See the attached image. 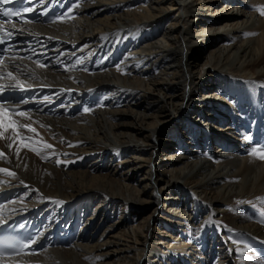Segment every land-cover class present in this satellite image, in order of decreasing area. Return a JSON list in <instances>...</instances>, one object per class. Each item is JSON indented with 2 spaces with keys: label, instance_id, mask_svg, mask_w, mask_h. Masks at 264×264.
Listing matches in <instances>:
<instances>
[{
  "label": "bare ground",
  "instance_id": "6f19581e",
  "mask_svg": "<svg viewBox=\"0 0 264 264\" xmlns=\"http://www.w3.org/2000/svg\"><path fill=\"white\" fill-rule=\"evenodd\" d=\"M76 4L62 21L24 26L36 58L5 64L47 94L13 117L36 130L19 129L39 155L0 138V168L16 173H0L15 189L0 218L39 210L79 229L67 247L20 260L264 264V159L250 155L264 133V0Z\"/></svg>",
  "mask_w": 264,
  "mask_h": 264
},
{
  "label": "snow or ice",
  "instance_id": "6c2138e0",
  "mask_svg": "<svg viewBox=\"0 0 264 264\" xmlns=\"http://www.w3.org/2000/svg\"><path fill=\"white\" fill-rule=\"evenodd\" d=\"M59 2V0H57V3ZM15 3V0H0V5H7V4H12ZM23 4H27V3H34L37 5V7L41 6V5H45L46 8V0H22ZM79 7V5L77 4H73V6L71 8H68L67 12L64 13V17L69 16V14H71L73 12V8H77ZM25 12H33L35 11L34 8L31 7H26L24 8ZM257 11L260 12L261 15H264V7H257ZM47 14V8L45 10V13ZM0 15H2L3 17H7L9 20H11L12 17H20L22 15V13L20 12H15L9 9H4L2 12H0ZM64 17H61V21L63 20ZM12 29H15V25H12ZM13 32L11 30H9L6 26L0 25V45H5L7 43V41L11 38ZM245 35H255L254 33H246ZM105 39L107 37H104ZM12 48V45H8L7 47H0V56H3L4 54H6L9 49ZM30 58V57H29ZM2 62V61H0ZM35 63L37 65V67L39 68H45L47 65L42 63L39 59L35 60ZM83 63L82 60L78 59L76 61V64H81ZM5 67H7V65H5ZM67 70V69H66ZM23 74V73H22ZM32 78H35V73L33 72L32 74ZM0 76H3L2 73H0ZM7 78H9V80H15V83H8L7 85H0V138H7L10 139L12 141V143H9L7 145V147L9 149H11L13 147V145L15 144L16 141H20L19 146L16 147V154L17 156H19L21 149L22 148H29L31 151L36 152L37 155H39V150L35 147H33L31 144L25 143L24 141H28L31 140V137L28 136H23L22 133L19 131V129H27L30 132H35L36 130L34 128H32L31 125L29 124H21L19 123L18 120L14 119V116H19V117H25L28 116V113L25 111H21L20 109V105L21 104H27L28 101L27 100H21L19 104H17L16 106H11L9 104V102L7 101V99L3 96V94L8 91V90H14V89H19L21 92L24 91H28L32 88L31 84H28L27 86H25V83L19 79H16V77L13 76V73L11 71L6 73ZM48 98L45 97V100H47ZM85 112H89L91 111V109L89 108H85L84 109ZM9 131L12 132V136L11 137H6V133H8ZM245 139H251L250 136H246ZM45 148H50L52 147L49 144H45L44 145ZM250 155L253 156H259L260 159H264V152L259 151L257 148H253L252 152L250 153ZM0 158L3 159H7V157L4 155L3 152H0ZM46 158V157H45ZM61 163L59 160L57 161V164ZM0 173H6L8 176H15L16 173L10 171L7 168H0ZM2 183V182H0ZM23 183V182H21ZM262 200V202H264V198H257ZM54 203H58L60 205H63L64 203H66L65 201H54ZM261 223H264V212H261ZM6 223V221L2 218H0V224H4ZM206 223H212L211 220L207 221ZM21 228H24V225H20ZM29 243L28 244H21L22 248H29L32 245L36 244L38 242V240H33L31 239V237H28ZM17 243H21V242H17ZM233 243H236L235 240H233ZM12 250V251H16V247L14 245H8L7 249L5 248H0V252H3L5 250ZM248 260H251L252 257H247Z\"/></svg>",
  "mask_w": 264,
  "mask_h": 264
},
{
  "label": "rangeland",
  "instance_id": "374dc122",
  "mask_svg": "<svg viewBox=\"0 0 264 264\" xmlns=\"http://www.w3.org/2000/svg\"><path fill=\"white\" fill-rule=\"evenodd\" d=\"M192 28H194V30H195V28H197L196 26H194V27H192ZM89 164V159H86L84 162H83V167H86L87 165ZM149 210V209H148ZM148 210H146V212L148 211ZM89 214V216L92 214V212H89L88 213ZM93 229V228H92Z\"/></svg>",
  "mask_w": 264,
  "mask_h": 264
}]
</instances>
